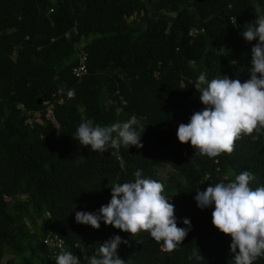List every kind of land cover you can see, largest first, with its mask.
<instances>
[{
  "label": "trees",
  "instance_id": "obj_1",
  "mask_svg": "<svg viewBox=\"0 0 264 264\" xmlns=\"http://www.w3.org/2000/svg\"><path fill=\"white\" fill-rule=\"evenodd\" d=\"M260 14L264 0H0V264H56L61 252L88 264L84 255L117 235L128 241L117 249L127 264H233L231 237L211 223L213 206L200 209L194 197L242 171L255 177L253 190L264 186V130L242 134L231 154L215 158L195 155L176 131L204 107L194 88L201 73L208 81L250 78L258 40L242 33ZM81 51L86 74L78 80ZM47 102L57 127H30L16 109L43 112ZM131 118L141 148L93 152L72 137L86 120L108 126ZM166 162L163 195L177 226L186 227L184 218L191 224L174 251L147 232L75 221L79 211L98 214L111 187L134 182L137 170L159 181L155 170ZM48 230L63 241L54 255L43 244Z\"/></svg>",
  "mask_w": 264,
  "mask_h": 264
},
{
  "label": "clouds",
  "instance_id": "obj_2",
  "mask_svg": "<svg viewBox=\"0 0 264 264\" xmlns=\"http://www.w3.org/2000/svg\"><path fill=\"white\" fill-rule=\"evenodd\" d=\"M242 36L249 42L258 40L251 48L250 78L243 83L227 76L208 81L201 73L194 88L204 107L194 112L187 124L181 123L177 128V140L181 144L190 143L195 155L215 158L231 154L242 134H260L264 130V14L257 15ZM74 95V89L68 90L69 98ZM134 125H139L135 118L108 126H94L91 120H86L79 124L72 137L93 152L119 149L122 145L141 148V135ZM257 138L252 136L253 140ZM134 176V182L111 187V199L99 208L98 214L79 211L75 213V221L98 229L103 220L105 225L130 236L147 232L158 244L163 242V251H174L187 236L190 220L184 218L186 227H178L174 205L163 195L164 184L143 178L141 170L135 171ZM254 179L249 171H242L227 183L210 184L205 190L196 191L194 197L200 209L213 206L211 223L220 233L231 237L229 249L233 264H254L264 257V186L253 190L249 184ZM127 242L118 235L113 236L99 247L96 255H84V259L88 264H127L117 256L119 245ZM55 261L56 264H81L72 252H61Z\"/></svg>",
  "mask_w": 264,
  "mask_h": 264
},
{
  "label": "built area",
  "instance_id": "obj_3",
  "mask_svg": "<svg viewBox=\"0 0 264 264\" xmlns=\"http://www.w3.org/2000/svg\"><path fill=\"white\" fill-rule=\"evenodd\" d=\"M135 18V16L130 17L128 20L132 21ZM198 32L196 29H192L190 31V36L194 37L195 34ZM85 59L86 55L83 51L79 53V65L77 68H75L72 72L73 76L80 80V78L86 74V68H85ZM69 98V97H68ZM63 103L62 99H59L57 101L58 105H61ZM45 108L43 112H30L24 108L22 104H17L16 109L20 111L21 115L24 118V123L30 127H33L34 124L42 125L45 121L50 122L54 126L57 127L56 120L52 113V105L48 102L44 104ZM132 119V118H131ZM5 201H10L9 198H5ZM169 203L171 201L169 200ZM47 217L49 215L47 214ZM43 244L46 247L47 251L50 254H55L59 249L63 246L62 239L58 238L56 235H54L50 230L47 231L46 237L43 240Z\"/></svg>",
  "mask_w": 264,
  "mask_h": 264
},
{
  "label": "rangeland",
  "instance_id": "obj_4",
  "mask_svg": "<svg viewBox=\"0 0 264 264\" xmlns=\"http://www.w3.org/2000/svg\"><path fill=\"white\" fill-rule=\"evenodd\" d=\"M255 5H256V3H255ZM171 172H172V169H171L170 164L168 162H166L164 165H162L161 167H158L155 170L156 177L164 185H165L168 174H170ZM38 226L42 227L43 223L39 222ZM16 264H19V263L17 262Z\"/></svg>",
  "mask_w": 264,
  "mask_h": 264
}]
</instances>
